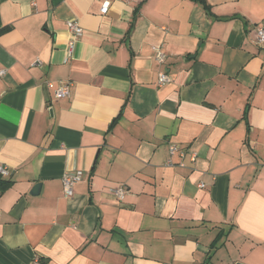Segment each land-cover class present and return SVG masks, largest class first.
Masks as SVG:
<instances>
[{"label": "crops", "instance_id": "obj_1", "mask_svg": "<svg viewBox=\"0 0 264 264\" xmlns=\"http://www.w3.org/2000/svg\"><path fill=\"white\" fill-rule=\"evenodd\" d=\"M258 24L264 0H0V264H264Z\"/></svg>", "mask_w": 264, "mask_h": 264}, {"label": "built area", "instance_id": "obj_2", "mask_svg": "<svg viewBox=\"0 0 264 264\" xmlns=\"http://www.w3.org/2000/svg\"><path fill=\"white\" fill-rule=\"evenodd\" d=\"M110 3L108 1L104 2L102 6V13L107 14L109 10ZM69 29L72 33L73 41L80 36L83 35L84 29L76 20L69 21ZM255 32L257 36V44L261 47H264V24H258L255 27ZM155 51V58L160 64H164L167 58V54L160 46H154L153 47ZM33 65H42V60L37 58ZM8 72V69L6 67L0 66V78L5 76ZM170 76L166 71H160L158 75V84L163 85L170 81ZM50 86H53L52 82H48ZM72 93V83L70 81H61L59 87L56 90V98L61 99L70 96ZM178 151H181L180 147L177 144H171L170 145V155L173 156ZM183 153V152H182ZM195 157L193 156V159ZM167 164L169 166L174 165V161L172 157L168 160ZM181 165H185L182 163ZM9 171L5 166H0V175H8ZM82 179V172L78 171L75 173H67L63 177V184H64V194L67 197H72L75 193V185ZM201 186H204V183H201ZM127 193V187L126 186H119L115 189L116 196L123 200L125 195ZM34 264H41L40 260H36Z\"/></svg>", "mask_w": 264, "mask_h": 264}, {"label": "trees", "instance_id": "obj_3", "mask_svg": "<svg viewBox=\"0 0 264 264\" xmlns=\"http://www.w3.org/2000/svg\"><path fill=\"white\" fill-rule=\"evenodd\" d=\"M5 30H6V27L0 29V33H2V32L5 31ZM0 182H1L0 184H1L2 187L7 186V185L9 184L8 181H4V180H1Z\"/></svg>", "mask_w": 264, "mask_h": 264}, {"label": "water", "instance_id": "obj_4", "mask_svg": "<svg viewBox=\"0 0 264 264\" xmlns=\"http://www.w3.org/2000/svg\"><path fill=\"white\" fill-rule=\"evenodd\" d=\"M39 188H40V184H36V185L34 186V189H33L32 193H33V194L37 193V192L39 191Z\"/></svg>", "mask_w": 264, "mask_h": 264}]
</instances>
